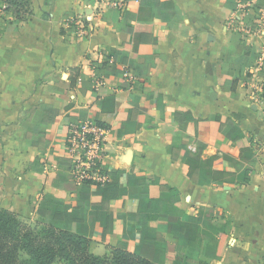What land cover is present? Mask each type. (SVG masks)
I'll return each instance as SVG.
<instances>
[{"label": "crops", "instance_id": "obj_1", "mask_svg": "<svg viewBox=\"0 0 264 264\" xmlns=\"http://www.w3.org/2000/svg\"><path fill=\"white\" fill-rule=\"evenodd\" d=\"M29 1L32 15L25 21L17 23L11 11L0 14V209L30 224L44 222L40 203L46 195L76 205L74 195L55 188L57 175L71 162L66 152L69 128L83 121H105L110 132L103 167L124 172L122 186L134 173L147 179L153 198L160 196L159 184L176 188L177 208L190 215L215 210L230 217L232 232L221 258L211 264H264V104L250 100L254 83L249 82L239 83V98L234 99L227 89L230 77L220 65L227 58L238 11L228 9L227 0H171L181 15L179 25L156 20L150 26L154 41L139 44L126 31L137 25L138 0H121L120 10L95 1ZM74 14L90 17L84 37L70 26ZM245 21L253 28L241 35L243 42L260 58L264 7L248 11ZM115 51L128 54L125 65L115 62ZM94 63H106L121 74H98ZM133 63L145 82L135 77ZM136 103L145 110L138 118L142 128L122 138L121 126ZM112 109L113 115L108 113ZM179 113H190L196 122L179 121ZM217 118L235 121L244 144L255 153L246 186H199L189 178L190 169L200 163L184 158L179 146L197 155L199 144L205 145L203 163L218 153L240 159L239 147L221 134ZM29 128L37 131L29 134ZM40 131L46 134L44 149L38 146ZM213 168L236 171L222 158ZM138 206L128 197L111 203L112 231L106 241L101 230L95 233L94 255L109 254L108 245L118 241L123 229L119 215L134 214ZM168 224L167 219L150 222L153 228ZM164 237V264H175L177 241L169 232Z\"/></svg>", "mask_w": 264, "mask_h": 264}, {"label": "trees", "instance_id": "obj_2", "mask_svg": "<svg viewBox=\"0 0 264 264\" xmlns=\"http://www.w3.org/2000/svg\"><path fill=\"white\" fill-rule=\"evenodd\" d=\"M131 1V0H126ZM140 3L137 25L126 28L128 33L137 37L139 44H150L154 41L150 26L161 20L169 26L179 25L181 15L175 3L171 0H138ZM16 16V22L27 20L32 15L29 0H9ZM94 0H86V3ZM226 7L237 10L235 0H227ZM264 7V0H257L252 9L258 11ZM254 18H248L252 21ZM227 58L220 61L223 73L230 77L227 89L234 99H238L237 87L241 81L252 79L250 68L259 55L243 42L241 34L233 32L230 38V48L225 51ZM115 62L125 65L128 54L115 51ZM96 72L105 76H117L121 73L106 63H94ZM135 77L146 76L138 72L137 64H132ZM109 98V102L112 101ZM136 102V97H133ZM101 109L104 107L100 104ZM115 109L108 113L113 115ZM145 110L136 103L130 111L129 119L121 126L120 136L134 134L141 130L142 124L138 118ZM74 116L76 115L73 114ZM179 121L196 122L190 113L177 114ZM188 118V119H186ZM84 120V119H83ZM220 132L235 143L240 150V159L235 160L218 153L207 162H202L205 145L199 144V152L192 155L185 147L179 146L184 152V158H190L199 167L191 168L190 180L199 186H246L249 184L255 161V153L243 142L242 131L233 120L221 122ZM85 122V121H83ZM98 124L109 129L108 123ZM37 131L29 128L27 133ZM38 146H46L45 133L41 134ZM29 141L30 135H29ZM176 156V148L174 149ZM218 158L234 164V173L214 169ZM63 172L55 179V188H60L76 197V205L65 202L54 195H46L40 203L44 222H36L34 226L22 221L16 214L0 209V264H164L168 251L164 234L169 232L177 241L175 264H211L222 256L223 248L232 232V219L225 215H217L215 210L199 211L190 215L177 208L180 201L179 191L165 184H159L160 196L153 198L150 194V184L145 177L128 175L127 185L122 186L120 179L124 172L109 171L104 167L100 174L106 177L105 182L84 180L76 184L70 174V163H65ZM100 197V202L92 201ZM122 197L136 200L139 203L136 213L119 215L123 224L118 241L108 245L109 254L103 257L91 252V242L96 232H103V241L111 234L113 213L111 203ZM167 219L168 225L150 226L151 221Z\"/></svg>", "mask_w": 264, "mask_h": 264}, {"label": "built area", "instance_id": "obj_3", "mask_svg": "<svg viewBox=\"0 0 264 264\" xmlns=\"http://www.w3.org/2000/svg\"><path fill=\"white\" fill-rule=\"evenodd\" d=\"M86 3V0H79ZM96 4L105 3L109 9H123L121 0H94ZM237 3L238 17L233 20L231 26L233 32L242 36L252 30L253 24L247 23L245 18L248 11L253 10L255 4L251 0H235ZM13 12L9 0H0V14ZM14 13V12H13ZM70 26L77 34L84 37L88 34L90 17L88 15L74 14L69 18ZM249 73L253 84L252 93L249 96L256 104H264V55L250 68ZM256 81V83H255ZM110 130L98 124V122L85 121L80 124H71L67 139V155L70 159V174L76 184L84 180H97L105 182L106 177L100 174L103 168L105 156V143Z\"/></svg>", "mask_w": 264, "mask_h": 264}, {"label": "rangeland", "instance_id": "obj_4", "mask_svg": "<svg viewBox=\"0 0 264 264\" xmlns=\"http://www.w3.org/2000/svg\"><path fill=\"white\" fill-rule=\"evenodd\" d=\"M36 222H31L30 225L34 226Z\"/></svg>", "mask_w": 264, "mask_h": 264}]
</instances>
